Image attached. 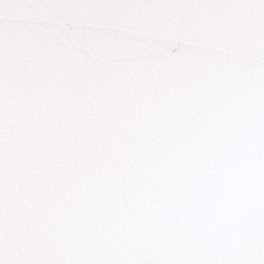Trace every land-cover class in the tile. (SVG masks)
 <instances>
[{
    "label": "snow or ice",
    "instance_id": "6c2138e0",
    "mask_svg": "<svg viewBox=\"0 0 264 264\" xmlns=\"http://www.w3.org/2000/svg\"><path fill=\"white\" fill-rule=\"evenodd\" d=\"M0 264H264V0H0Z\"/></svg>",
    "mask_w": 264,
    "mask_h": 264
}]
</instances>
